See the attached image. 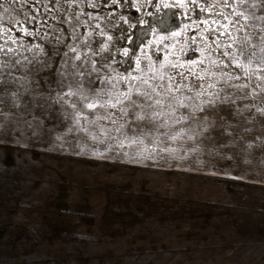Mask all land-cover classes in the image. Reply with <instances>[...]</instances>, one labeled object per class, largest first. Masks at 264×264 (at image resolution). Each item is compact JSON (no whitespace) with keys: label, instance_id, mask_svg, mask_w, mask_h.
Segmentation results:
<instances>
[{"label":"rangeland","instance_id":"rangeland-1","mask_svg":"<svg viewBox=\"0 0 264 264\" xmlns=\"http://www.w3.org/2000/svg\"><path fill=\"white\" fill-rule=\"evenodd\" d=\"M206 4L0 0L7 9L0 11L4 28L13 18L23 19L17 11L39 9L47 17V27L39 32L63 31L66 39L59 44L24 36L18 27L13 32L26 43L45 45L51 54V71L42 69L35 77L45 97L59 90L58 70L66 52L80 55L89 62L85 67L94 69L78 79L82 90L101 97L100 102L134 94L142 79L156 77L152 82L158 83L160 74L188 85L176 93L180 99L204 92L195 104L221 89V96L225 91L232 96L217 103L208 130L194 140L162 137L133 143L130 135L117 131L123 117L115 124L96 120V113L109 112L116 119L123 105L86 112L88 119L79 124L68 105L49 101L46 112L35 108L43 122L37 135L16 131L0 136V264H264V69L255 58L240 68L205 50L210 33L203 21L217 8L229 11ZM249 11L259 16L264 6ZM69 13L82 22L76 27L78 41ZM73 43L77 53L65 47ZM210 59L229 66L218 69ZM209 69L215 76L205 75ZM221 71L239 76L231 83L246 84L247 95L221 83ZM30 101L25 95L21 106ZM5 105L7 111L10 102Z\"/></svg>","mask_w":264,"mask_h":264},{"label":"snow or ice","instance_id":"snow-or-ice-1","mask_svg":"<svg viewBox=\"0 0 264 264\" xmlns=\"http://www.w3.org/2000/svg\"><path fill=\"white\" fill-rule=\"evenodd\" d=\"M48 2L61 5V0H48ZM74 2L75 0H63L65 4ZM115 2L116 0H113V3ZM191 2L196 4L197 0H191ZM24 3L43 4L44 0H24ZM246 3L248 8L244 7ZM216 4L229 9V11L223 12L217 8L211 12V19L206 18L203 21L208 26L210 33L208 38L210 42L206 41L205 50L210 54L215 53L221 58H228L229 64L235 62V65L240 68H243L245 64H252L255 58V61L264 69V14L257 16L254 11H249V8L255 9L258 5L264 6V0H207L206 7L212 8ZM164 6L169 7L167 4ZM181 6L185 5L181 4ZM0 11L6 12L7 9L0 5ZM47 11L51 12L52 10L48 9ZM201 11L203 12L204 8H201ZM16 14L22 16L23 19L16 20L13 18L7 28H4L3 22L0 21V136L16 131L20 132L22 136L27 131H30L34 136L37 135L43 122L37 120L34 109L41 108L46 112L47 105L51 101L68 105L74 109L77 124L80 123L81 118L88 119V116L84 115L86 112L95 113L97 108L116 109L119 105H123L118 109L120 116L116 119H113L111 112H109L105 116L96 113V120L108 119L115 124L117 120L123 117L124 123L120 125L117 131L130 135L133 143H142L144 138L161 140L162 137L173 141L180 137L194 140L202 132L208 130V118L210 114L217 111V103L223 104L232 99V96L226 91L223 96L220 95L223 89L211 93L210 98L207 101H201L200 104H195V100L203 96L204 92H197L193 97L180 99L176 93L188 88V85L173 83L174 78L172 76L165 78L163 74H160L158 83L152 82L156 77L142 79L140 81L142 87H137L134 94L132 92L116 94L115 103L111 101L100 102L101 97H90L87 91L82 90L83 82L78 79L83 75H90L94 69L85 67L89 62L82 60L80 55L69 56L68 52L64 53L66 58L58 70L59 90L56 91L55 97H52L51 94L45 97L38 93L40 80L35 79V77L39 75L42 69L51 71V54L45 45L26 43L20 37L14 36L13 32L18 27L24 36L30 35L33 38L48 39L53 44H59L66 38L62 30L60 35H51L48 31L43 33L38 31L40 28L47 27V17L41 14L39 9L30 10V12L17 11ZM69 15L76 22L72 25V35L78 41L80 36L76 32V27L82 22L75 13H69ZM64 22L68 23L69 21ZM160 23H165L162 17ZM96 27H99V24ZM224 37H227V40L223 39ZM108 39L110 40L111 37L109 36ZM160 39L163 40L164 37L161 36ZM65 47L68 48L69 52L77 53L75 43L65 45ZM233 49L235 50L233 51ZM124 54L127 55V51ZM73 60L81 61V63L79 65L71 63ZM210 64L218 69L229 66V64H222V60L218 59H210ZM179 75L181 79H186L184 73L181 72ZM193 75L198 80L205 79L204 75L197 73H193ZM205 75L215 76V73L209 69ZM217 79L221 83H227L228 88H235L236 92L247 89L246 84L234 85L231 83L232 79H240L239 76L231 77L227 72L221 71V75ZM209 87L215 88V84H209ZM25 95L31 96V101L25 102L21 106V101ZM245 95H247L246 91ZM189 99L193 102L192 104L185 103V100ZM5 100L10 102V108L7 111ZM181 109L184 111L181 112ZM13 110L17 111L13 113ZM29 116H32V119H28ZM178 125H185L186 130L177 129ZM93 138L95 139V137Z\"/></svg>","mask_w":264,"mask_h":264}]
</instances>
